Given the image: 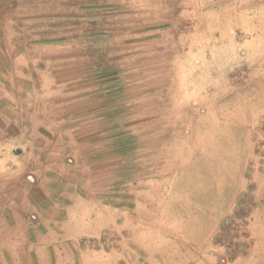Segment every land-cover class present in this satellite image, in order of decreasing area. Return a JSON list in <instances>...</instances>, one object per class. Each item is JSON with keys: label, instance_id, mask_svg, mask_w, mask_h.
Here are the masks:
<instances>
[{"label": "rangeland", "instance_id": "1", "mask_svg": "<svg viewBox=\"0 0 264 264\" xmlns=\"http://www.w3.org/2000/svg\"><path fill=\"white\" fill-rule=\"evenodd\" d=\"M46 15L71 27L54 79L89 94L110 182L166 189L125 256L114 236L28 252L0 202V264H264V0H0L30 39Z\"/></svg>", "mask_w": 264, "mask_h": 264}, {"label": "crops", "instance_id": "2", "mask_svg": "<svg viewBox=\"0 0 264 264\" xmlns=\"http://www.w3.org/2000/svg\"><path fill=\"white\" fill-rule=\"evenodd\" d=\"M43 17L39 20L54 22L27 28L38 40L23 36L14 20L0 23V202L8 205L5 220L25 228L33 240L28 252L45 247L82 252L83 240L100 243L114 236L122 247L118 251L130 255L133 247L156 235V206L166 182H110L116 173L110 169L113 160L104 157L110 151L104 142L111 137L103 138L100 118L88 112L89 94L77 96L85 88H67L54 79V65L67 58L63 51L71 27L58 22L59 16Z\"/></svg>", "mask_w": 264, "mask_h": 264}]
</instances>
